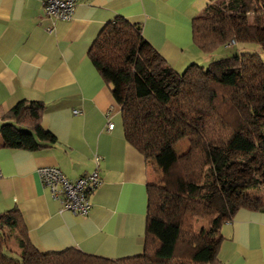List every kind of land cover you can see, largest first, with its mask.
<instances>
[{"label": "trees", "instance_id": "trees-1", "mask_svg": "<svg viewBox=\"0 0 264 264\" xmlns=\"http://www.w3.org/2000/svg\"><path fill=\"white\" fill-rule=\"evenodd\" d=\"M254 13L255 20L247 19ZM264 0H218L192 19L193 43L212 53L233 43H256L260 52L220 57L183 72L149 50L139 23L117 16L99 32L88 54L112 85L122 107L127 141L154 159L162 177L148 184L144 250L120 259L72 247L41 252L27 235L21 211L0 213V264H215L221 226L237 210L264 207L263 174H234L231 152L241 162L264 166ZM45 106L16 103L0 126V147L38 150L56 136L42 123ZM189 147L178 153L177 143ZM209 228H197L196 219ZM16 232L21 252L6 248V231Z\"/></svg>", "mask_w": 264, "mask_h": 264}, {"label": "crops", "instance_id": "crops-1", "mask_svg": "<svg viewBox=\"0 0 264 264\" xmlns=\"http://www.w3.org/2000/svg\"><path fill=\"white\" fill-rule=\"evenodd\" d=\"M76 1L70 19L55 20L41 0H0V126L20 100L39 101L41 123L57 139L35 151L0 147V213L18 208L41 252L75 247L109 259L136 256L144 250L148 184L161 170L127 141L119 96L88 51L105 24L123 16L141 25L147 48L179 73L192 63L207 66L214 52L193 43L192 19L218 0ZM43 166L72 180L98 168L101 183L87 215L51 195L39 176ZM220 232L215 264H264V207L240 208ZM14 240L19 255L16 232Z\"/></svg>", "mask_w": 264, "mask_h": 264}, {"label": "built area", "instance_id": "built-area-1", "mask_svg": "<svg viewBox=\"0 0 264 264\" xmlns=\"http://www.w3.org/2000/svg\"><path fill=\"white\" fill-rule=\"evenodd\" d=\"M45 13L55 20H68L75 11L76 0H41ZM114 124L109 123L113 129ZM97 167L99 156H95ZM43 184L49 188L51 195L60 200L64 209L74 213L87 215L91 209L90 197L93 191L100 185L101 179L98 168L89 174L72 180L68 178L60 168L56 166H43L38 169ZM0 169V176H1Z\"/></svg>", "mask_w": 264, "mask_h": 264}, {"label": "rangeland", "instance_id": "rangeland-1", "mask_svg": "<svg viewBox=\"0 0 264 264\" xmlns=\"http://www.w3.org/2000/svg\"><path fill=\"white\" fill-rule=\"evenodd\" d=\"M248 17H247V19L250 20L251 22H253L255 20V18H254L255 14L254 13H249ZM263 33H264V30H263ZM260 51H261V48L256 43H234V44H231L227 47H221L220 49H217L216 51H214V53H212L213 55H212L211 60L218 59L220 57L233 55L236 53L260 52ZM262 121H263L262 127H263V132H264V120H262ZM188 147H189L188 139L184 138L177 143L176 150L180 154V153H184L188 149ZM240 155L241 154H239L238 152H231L230 153V157L232 160L231 170L234 172V174H243L245 176L251 175L254 178L260 177L263 174V179H264V166L262 164H257L254 160L252 161L253 162L252 164L242 163ZM161 177H162V173H161L160 179H161ZM160 179H159V181H160ZM254 190H255V192H258V191L263 192L264 191V183L262 185L258 186ZM195 221L197 224V226H196L197 228H199L200 225L201 226H204V225L207 226V223H208L206 220L200 219V218L196 219ZM207 229H208V227H207ZM6 233H7V235H6L7 236L6 248H8V250L12 253V255L16 256L18 253V247L16 244L17 243L16 240H14V232L7 230Z\"/></svg>", "mask_w": 264, "mask_h": 264}]
</instances>
